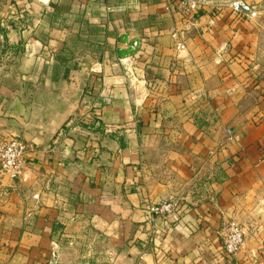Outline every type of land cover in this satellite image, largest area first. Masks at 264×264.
Returning a JSON list of instances; mask_svg holds the SVG:
<instances>
[{"label":"crops","instance_id":"1","mask_svg":"<svg viewBox=\"0 0 264 264\" xmlns=\"http://www.w3.org/2000/svg\"><path fill=\"white\" fill-rule=\"evenodd\" d=\"M204 1L0 0V264H264V0Z\"/></svg>","mask_w":264,"mask_h":264},{"label":"built area","instance_id":"2","mask_svg":"<svg viewBox=\"0 0 264 264\" xmlns=\"http://www.w3.org/2000/svg\"><path fill=\"white\" fill-rule=\"evenodd\" d=\"M50 2L52 0H39ZM169 6L178 5L185 11L193 12L203 7L204 0H162ZM232 12L244 18H253L256 16L255 7L249 0H236L231 4ZM137 42H134L133 48H138ZM178 51L181 56L186 55L187 49L183 42L178 44ZM132 62V59L129 60ZM227 141L234 142L235 137L231 129L226 130ZM29 146L22 140L12 138L0 146V177H8L12 181L18 180L24 172L26 156L29 152ZM178 209L177 203L166 201L158 204H146L143 211L148 218L149 224H154L156 219L165 218ZM224 255L227 259L235 258L241 251L249 232L245 227L233 226L222 231Z\"/></svg>","mask_w":264,"mask_h":264},{"label":"rangeland","instance_id":"3","mask_svg":"<svg viewBox=\"0 0 264 264\" xmlns=\"http://www.w3.org/2000/svg\"><path fill=\"white\" fill-rule=\"evenodd\" d=\"M240 227H245V228L248 230L249 235H250V233H251V229H250L249 227H247V226H240ZM249 235H248V236H249Z\"/></svg>","mask_w":264,"mask_h":264}]
</instances>
